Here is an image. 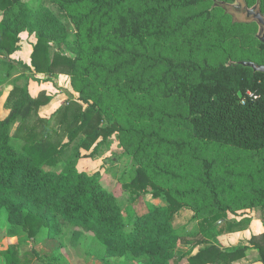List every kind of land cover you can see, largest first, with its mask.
I'll use <instances>...</instances> for the list:
<instances>
[{"label": "trees", "instance_id": "trees-1", "mask_svg": "<svg viewBox=\"0 0 264 264\" xmlns=\"http://www.w3.org/2000/svg\"><path fill=\"white\" fill-rule=\"evenodd\" d=\"M47 1L66 12L74 29L48 4L0 0V54L19 50L23 31L35 36L29 64L0 57L6 65L0 84L20 65L35 79L65 73L77 93L72 106L64 101L50 117L38 114L50 96L32 95L29 77L6 96L9 112L0 119V213L7 212V233L35 238L44 228L53 237L64 221L91 232L105 258L230 264L252 247L264 264V232L238 246L217 240L247 226L246 210L260 208L264 220V73L242 65L251 60L238 53H228V61L208 62L224 44L223 38L216 41L211 11L176 12L201 0ZM245 1L264 8V0ZM158 41L170 56L149 55V46ZM184 45L191 52L204 49L207 59L188 54L183 60ZM257 46L264 51L260 40ZM112 136L128 156L118 179L122 189L148 192L166 204L147 202L144 211L131 203L121 206L98 174L69 165L80 149ZM244 164L252 166L245 177L252 184L239 190L233 171ZM179 207L201 216L196 232L184 234L173 225L170 214ZM187 245L190 249L176 254ZM33 253L41 264H62L56 253ZM0 255L7 264L29 262L18 256L16 245Z\"/></svg>", "mask_w": 264, "mask_h": 264}, {"label": "rangeland", "instance_id": "rangeland-1", "mask_svg": "<svg viewBox=\"0 0 264 264\" xmlns=\"http://www.w3.org/2000/svg\"><path fill=\"white\" fill-rule=\"evenodd\" d=\"M22 1L32 5H36L39 2L48 4L54 13L63 20L69 30L74 29V25L67 17L66 12L47 0ZM215 3H217V5H215ZM252 7H257L261 12H264V8H261L258 4L247 2L245 0H215V2L212 0H201L199 4H196L191 9L184 8L183 10L179 8V12L178 10H176V12L184 15L182 11H186L185 13L187 14L197 13L199 11H211V27L216 34V41L223 38L224 44L219 51L208 58L210 64L228 61L230 59L228 58V53H238L237 57L244 55L248 56L249 59L255 63H263L264 51L257 46L260 27L258 22L252 16L247 15L246 11V9ZM31 39H35V36L33 34H28L27 31H23L20 33V43L23 45L22 51L14 52L11 55L0 54V57L4 59L10 58L14 64H19V61L23 62V58L29 59L30 50L32 49L33 44V40ZM232 45H235V50L232 49ZM180 51L183 60L187 58L188 54V57L192 55L198 61H204L207 59L204 49H201L198 52L192 50L191 52V50L184 45L181 47ZM149 55L153 57H168L171 55V50L167 45H161V42L158 41L156 43L154 42V47L151 45L149 46ZM16 66L17 69L15 68L11 71L7 82L5 83V88H3V85H0V100H4L14 86H22L25 83V77H29L28 88L30 93L34 95L40 92L48 94L58 92L60 87L65 89L64 85L71 87L68 83L69 77L65 73H63L65 76H62L61 78H59L58 75H53V77L56 78L58 85L55 87L52 79L40 80L32 78V72L28 71L25 73L20 65ZM5 71L6 65L0 63V77ZM21 72L23 73L21 74ZM7 84H9L11 88L7 87ZM67 93V97L60 103L70 101L67 106H72L73 99H75L74 95L76 96L77 93H74V90L72 92L67 91ZM82 107L85 108V105H82ZM71 109L75 112L78 111V107ZM52 113H50L49 117ZM53 128L57 129V126L55 125ZM81 138L82 135L80 134L71 146L78 144ZM63 140L65 139L63 138ZM93 144L94 145L88 150L83 148L80 149V155L74 157L69 165L74 166L81 171L98 174L101 184L108 191L114 192L117 203L121 206L131 203L137 211H144L146 210L147 202H153L160 205L166 204L164 198L160 197L154 199L148 192L138 194L134 190L122 189L118 179L127 166L128 156L120 148L114 136L108 138L106 141H96ZM95 145L96 147L93 150ZM70 152L71 151L68 150L67 153L69 154ZM251 169V164H244L241 168H234L233 179H235V173L238 174L234 184L239 190H244L246 186L248 187L252 184L250 179L245 178L246 174L251 172ZM200 218V215L194 216L193 211L186 207H179L170 214V219L173 225L180 228L182 233L189 235L198 230V220ZM60 224L62 225L60 232L56 233L53 237H48L44 228L40 229V232L35 238H23V235L10 236L7 231L11 227V224L8 221L6 210L2 209L0 213V251L6 250L10 245H16L18 256L26 258L27 261H29L28 264H41L35 260L37 256L33 251L40 253L41 257L56 253L62 264H137L133 259L124 256L105 258L101 246L93 239L91 232L84 228L65 223L64 221H60ZM186 248H188V245L179 246V251L176 254L180 255L184 253ZM184 263L185 259L178 262L174 257L171 260V264ZM0 264H7L2 255H0Z\"/></svg>", "mask_w": 264, "mask_h": 264}, {"label": "crops", "instance_id": "crops-1", "mask_svg": "<svg viewBox=\"0 0 264 264\" xmlns=\"http://www.w3.org/2000/svg\"><path fill=\"white\" fill-rule=\"evenodd\" d=\"M31 40H33L32 42L34 43L35 39H31ZM22 49H23V45H22V43H20V49L17 50L16 52H20V51H22ZM31 50H30V53H31ZM22 61H23V63L29 64L30 57H29V59L23 58ZM26 72H28V71H25V73ZM56 75H58L59 78H61L62 76H65V74H63V73H61V74L57 73ZM37 78L42 80V79H44V76L41 74H37ZM51 79L53 80L52 81L53 85L55 87L58 86L56 78L52 77ZM6 82H7V80L5 82H3V84H0V85H3V88H5ZM7 87L11 88L9 86V84H7ZM64 88L65 89H63V87H60L59 91L57 90L58 92H53V93H49V94L46 93L50 96V100L47 104L39 107L38 114L41 117H49L50 113H52L57 107H59L61 104L60 102L63 101L67 97V94H68L67 91L68 92L73 91V89L71 87H69L68 85H64ZM32 95H34V94H32ZM76 96L74 95V97H76ZM4 102H5V99L0 100V119L4 118L9 112V109L5 108ZM246 212H247L250 220H249L247 226H245V228L238 230V231L227 232V233H223L221 235H218L217 240L222 246L232 247V246L248 244V239H250V237L252 235L264 232V222H263V219L261 217L260 208H252V209L246 210ZM187 249H190V247L186 248V250ZM230 264H262V263L259 261L257 250L252 248V247H249L245 251L244 257L236 259L233 262H231Z\"/></svg>", "mask_w": 264, "mask_h": 264}, {"label": "water", "instance_id": "water-1", "mask_svg": "<svg viewBox=\"0 0 264 264\" xmlns=\"http://www.w3.org/2000/svg\"><path fill=\"white\" fill-rule=\"evenodd\" d=\"M255 7L248 8L247 9V15H249L251 12L254 11ZM253 18L257 20V22L263 26V31L258 35V39L264 43V15L260 13L259 11H255ZM242 65H248L251 66L254 71L263 72L264 73V64L255 63L253 61L248 60H242L240 61ZM238 95L241 96V92L238 91Z\"/></svg>", "mask_w": 264, "mask_h": 264}, {"label": "flooded vegetation", "instance_id": "flooded-vegetation-1", "mask_svg": "<svg viewBox=\"0 0 264 264\" xmlns=\"http://www.w3.org/2000/svg\"><path fill=\"white\" fill-rule=\"evenodd\" d=\"M246 11H247V9H246ZM255 11H259L260 13H262L259 9H257V7H255V8H254V11L251 12V13L249 14V16H252V17H253ZM262 14L264 15V13H262ZM255 20H256V19H255ZM256 21H257V20H256ZM258 24H259V23H258ZM259 27H260V31H259V32L261 33V32L263 31V26L259 24Z\"/></svg>", "mask_w": 264, "mask_h": 264}]
</instances>
